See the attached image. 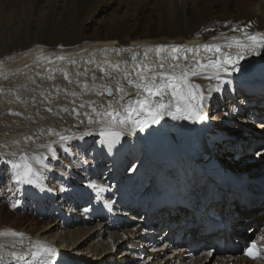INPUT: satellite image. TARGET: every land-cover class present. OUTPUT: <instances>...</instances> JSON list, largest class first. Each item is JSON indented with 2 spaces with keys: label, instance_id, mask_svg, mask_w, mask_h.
<instances>
[{
  "label": "bare ground",
  "instance_id": "1",
  "mask_svg": "<svg viewBox=\"0 0 264 264\" xmlns=\"http://www.w3.org/2000/svg\"><path fill=\"white\" fill-rule=\"evenodd\" d=\"M1 10L5 14L0 17L3 23L9 12L20 14V24L23 25L17 29L10 25L7 38L0 43V181L4 176L8 181L4 180L8 184L4 190V202L0 200L2 264H15L10 253L25 252L36 241L56 250L53 264H204L211 249L195 257L184 255L182 260L169 259L165 256L168 253L155 255L149 260V252L145 254L141 249L150 242L152 230L165 223L174 225L180 220L197 225L205 223L211 234L218 233L220 230L213 229L217 224L211 221L208 213L221 209L226 211L229 227L233 228L238 238L237 244L245 239L243 232L250 233L264 249V240L260 239L264 236V161L254 166L256 160L249 158L256 156L258 151H253V148L237 149L245 138L262 141L258 133L264 129V48L243 52L238 72H220L210 80L203 75L191 78L190 83L200 85L206 97L203 115L213 118L211 115L214 114L217 117L213 118L217 122L213 129L202 135L197 129V122L173 120L170 116H164L159 124L143 131L131 130L129 125L122 129L120 142L123 147L133 145L134 151L125 150L120 155L116 161L120 163L117 170H113L111 162L109 167L103 159L109 161L108 156H102L100 130L106 125H89L83 115L87 112L97 119L92 107L102 112L108 107L109 100H119L121 95L125 100L136 97L137 89L129 86L123 76L127 71L131 79H137L131 60L133 54L141 64L157 68L160 58L155 50L159 46L197 49V58L207 59L210 54L202 50V45L206 43L228 44L240 40L249 44L245 32L264 35V0H3ZM243 17L251 20L247 18L244 22L234 23V19ZM226 19L229 20L226 26L216 25L217 20ZM52 20L60 23L59 26L53 28ZM33 28L42 32L44 29L48 35L63 38L61 42H52L47 36L45 40L36 37L26 41V45L15 46L12 40H21L24 36L30 38ZM35 42L43 43L45 47H39L40 44L29 47V43ZM122 49L131 51H119ZM149 49L151 51L145 56V51ZM222 51L233 56L240 53L236 47ZM161 56L165 69L169 65L194 63L191 53H188L187 60L183 55L176 61L171 60L170 51L161 53ZM211 71L208 70L209 73ZM232 83L237 87L241 100L247 99L250 108L246 120L241 117L236 119L235 128L231 127V137L225 135L224 131L229 128L221 120L233 118L240 111L228 96ZM118 85L123 87L124 93L117 92ZM107 87L113 90L114 96H106ZM89 101L94 102L92 107L87 106ZM192 103L195 104V101ZM81 104L86 106L81 108ZM115 107L123 114L119 104ZM49 108L51 111H48ZM74 108L81 115L77 116L72 111ZM258 111L261 115L257 114ZM249 116L254 119L249 120ZM178 130L181 137L176 135ZM88 132L91 135H87ZM215 133L226 145L216 144L211 154L218 156L221 149H225L230 157L228 162L240 159L235 170H243V173L233 177L235 179L209 181L205 187L206 205L203 208L191 192L193 178L187 170L193 171V168L188 166L187 158L193 151H202L203 139L208 140ZM61 135L71 139L62 142ZM139 136L140 142H149L153 154L161 149L167 153H179L184 180L178 184V178L169 172L167 184L158 187L157 183L164 182L161 173L148 177L143 159L136 153V146L141 145L138 143ZM49 144L56 151L55 159L48 152L46 145ZM65 148L69 151L65 152ZM24 154L47 157V168L34 163L39 172L36 187L16 185L11 179L10 165L3 162L18 160ZM95 156L97 160H94ZM81 158L84 162L92 161V166L83 168V178L70 172L80 164L77 160ZM87 176L93 178L85 182ZM117 181L121 184L126 182L118 189L120 202L129 198L125 196L129 186L133 187L131 192L136 196L143 194L140 205L130 199L131 215L128 218H124L125 213L119 211V202L112 203L107 212L103 209L105 204L95 208L85 206L88 198L81 186L99 185L102 191L93 189L103 201H108L114 195ZM179 186L183 189L182 193L178 190ZM43 187L46 189L42 190ZM240 197L245 204L239 202ZM76 206L81 209L80 215L72 211ZM36 207L41 212L46 210L45 215L36 212ZM68 208L70 214H67ZM47 219L51 221L47 222ZM145 225L147 227L144 228ZM192 240L195 245L201 241L194 234ZM234 242L231 241V244ZM123 247H126L124 258L111 255L112 251ZM145 257L147 261L142 262ZM220 258L211 257L212 264ZM228 262L264 264V260H243L237 252L225 260L226 264Z\"/></svg>",
  "mask_w": 264,
  "mask_h": 264
},
{
  "label": "snow or ice",
  "instance_id": "2",
  "mask_svg": "<svg viewBox=\"0 0 264 264\" xmlns=\"http://www.w3.org/2000/svg\"><path fill=\"white\" fill-rule=\"evenodd\" d=\"M244 34L247 40L250 41L249 44L235 40L234 43L228 44L206 43L202 45V50L210 54L207 59L197 58L199 57V50L197 49H185L183 46H159L156 48L155 54L160 58V62L158 67L154 68L152 65L141 64L138 57L133 55L131 60L134 65L133 72L137 79H131V74L127 71L123 73V76L129 86L137 89L136 97L125 100L124 95H121L119 100H109L108 107L102 112L92 107L94 102H86L88 107H92V113L97 119H93V116L87 112L83 113V115L87 118L89 125L94 123L106 125V127L101 128L100 135L109 138L110 146L119 140L122 135V129L129 125H131V130L139 129L143 131L151 125L159 124L164 116H170L173 120L187 119L194 123L205 119L202 107L206 97L200 85L190 83V80L192 77L198 75H203V78L210 80L217 77L220 72L231 73L240 71L243 52H255L257 48H264V35H251L247 32ZM232 47L240 49V53L233 56L222 51L224 48L231 49ZM119 51H131V49ZM150 51V49L146 50L145 56ZM165 51H170V59L173 61L180 59L181 55L187 60L188 53H191L194 63L190 65H169L168 69H165L164 58L161 56V53ZM60 59H64V57H60ZM110 66L115 68L120 67V65ZM209 69L212 70L210 73L208 72ZM101 71H104L103 67H101ZM65 79H67V74H65ZM84 88L86 89L87 85ZM216 90L219 91V88L217 87ZM106 92L109 96L115 95L111 89H106ZM117 92L124 93L123 87L118 85ZM192 101H195V104ZM86 104H81L80 107L83 108ZM116 104H119L123 109V114L115 107ZM48 111H51V109L49 108ZM72 111L77 116L81 115L75 108ZM11 114L19 115V113ZM86 134L91 135V132ZM80 138L82 139L83 137L81 136ZM69 139L71 137L60 136L62 142ZM46 147L51 157L55 159L57 154L52 145L49 144ZM64 151L68 152L69 149L65 148ZM257 155H262V153L258 152ZM46 159L47 157L43 156L29 157L27 154H24L18 160L3 162L10 165L12 170L11 179L16 185H31L36 187L38 186L37 177L39 172L34 167V163L47 168L48 165L45 164ZM132 171H135V169H132ZM90 187L103 190L95 183H92ZM13 207H16V204H13ZM260 239L264 240V236H261ZM55 251L54 248L36 241L29 245L27 251L22 253L13 251L10 253V256L15 261V264H53L52 257L55 255ZM244 255L252 260H264V249L258 248L256 242L253 241L246 248ZM0 264H2V258H0Z\"/></svg>",
  "mask_w": 264,
  "mask_h": 264
},
{
  "label": "rangeland",
  "instance_id": "3",
  "mask_svg": "<svg viewBox=\"0 0 264 264\" xmlns=\"http://www.w3.org/2000/svg\"><path fill=\"white\" fill-rule=\"evenodd\" d=\"M2 2H3V0H0V17L2 16V14H3V12H2V10H1V4H2ZM3 15H5V14H3ZM8 15V16H7ZM6 19L4 20V23L2 22V20L0 19V43L2 42V41H4L6 38H7V36H8V34H7V31H8V27L11 25V26H13L12 28H15V29H17V28H20V27H22L23 25L22 24H20V14H18V15H16V14H13V13H11V14H9V12L6 14ZM38 20V19H37ZM8 22V23H7ZM53 22V23H52ZM52 22H51V26H53V28H56V25L57 26H59V24H58V22H56V21H53L52 20ZM32 24H33V26L35 25L36 26V23L35 22H32ZM35 28V27H34ZM33 28V30H32V34H31V37L29 38V37H27V36H24V37H22L21 38V40L20 39H18V40H12V42H15V46H17V45H26L25 44V42L26 41H31L32 39H37L36 37H41L43 40H45V39H49L50 41H52V42H61V40H62V38H63V36H55L54 37V35L53 34H51V35H48L47 34V30H44L43 29V32H42V30H36V29H34ZM38 34V35H37ZM4 35V36H3ZM34 35V36H33ZM56 35H58V34H56ZM30 36V35H29ZM46 36H47V38H46ZM51 36V37H50ZM27 37V38H26ZM30 39V40H29ZM21 43V44H20ZM37 42H35V44H33V43H29V47H31V46H34V45H36V46H39V44L40 43H38V44H36ZM41 46H39V47H45L44 46V44L42 43V44H40ZM213 118H215V119H217V117L216 116H214V114H212L211 115ZM250 118H253L254 119V117L253 116H249V120H250ZM252 119V120H253ZM235 124H236V122H235ZM231 127L232 128H235V125H234V123L231 125ZM232 131V129H229V131H227L228 133H230ZM120 140H121V137H120ZM138 143H141L140 142V140L138 139ZM235 143H237V142H235ZM123 149L126 147V145L123 147V146H121ZM125 150V149H124ZM102 152H103V150H102ZM122 155V154H121ZM103 156V155H102ZM104 157H106V156H104ZM121 157V156H120ZM105 161H106V163H107V165L110 167V161H108V160H106L105 158H103ZM108 167V168H109ZM106 172V170L105 171H103L102 173H105ZM6 174V173H5ZM248 174H252V172H248ZM5 177V176H4ZM4 177H2L1 178V181H0V200H2V202H4L3 201V199H4V197L3 196H5L4 195V190L6 189V186L8 185L6 182H8L7 181V179H6V177L4 178ZM61 178V177H60ZM91 178H93V176H87V180L85 181V182H88V181H90L91 180ZM3 179V180H2ZM6 182H5V181ZM10 184V183H9ZM2 189V190H1ZM44 189H46L45 187H43L42 188V190H44ZM3 192V193H2ZM68 198H70V197H68ZM71 198L73 199V193H72V195H71ZM74 201H76L77 202V200H74ZM1 202V201H0ZM72 203H73V205L75 206V204L76 203H74L73 201H72ZM85 206H87V204L85 205ZM72 207V206H71ZM38 210V211H37ZM16 211L17 212H21L19 209H16ZM72 211H74L75 212V214H79L80 215V212H81V209L79 208V206H76V207H74L73 209H72ZM36 212H38L39 214H44L45 212H46V210L45 211H42L41 212V210L39 209V207H36ZM57 212V211H56ZM55 212V213H56ZM53 213V211L51 212V214ZM67 214H70V210H69V208H68V210H67ZM45 215V214H44ZM78 216V215H77ZM46 219V218H45ZM51 221V219H47V222H50ZM251 236V235H250ZM107 237H105V240H107L106 239ZM252 238H254L255 240H256V238L254 237V236H252ZM124 249H125V247H123V248H120V249H118V250H116V251H112V253H111V255L114 257V258H118L119 256L121 257V256H123V258L125 257V255H123L124 253H123V251H124ZM143 251H144V253L146 254L147 253V250L146 249H143ZM82 253V252H81ZM121 253V254H120ZM146 258V257H145ZM142 261V260H141ZM141 261H139V263H142Z\"/></svg>",
  "mask_w": 264,
  "mask_h": 264
},
{
  "label": "water",
  "instance_id": "4",
  "mask_svg": "<svg viewBox=\"0 0 264 264\" xmlns=\"http://www.w3.org/2000/svg\"><path fill=\"white\" fill-rule=\"evenodd\" d=\"M103 7V6H102ZM247 18L248 17H243V18H239V19H234V23H237V22H240V21H242V22H244L245 20H247ZM91 20V19H90ZM248 20L250 21L251 19H249L248 18ZM229 23V20H217V24L216 25H218V26H226L227 24ZM132 32H134V30H131ZM115 39H117V38H115ZM133 55H135V54H133ZM136 56V55H135ZM106 89H111L110 87H108V88H106ZM112 90V89H111ZM113 92V91H112ZM105 94H106V96H108L109 97V95H107V92H106V90H105Z\"/></svg>",
  "mask_w": 264,
  "mask_h": 264
}]
</instances>
